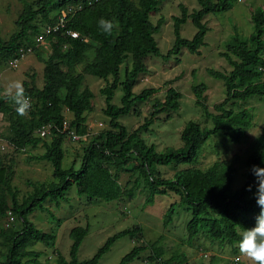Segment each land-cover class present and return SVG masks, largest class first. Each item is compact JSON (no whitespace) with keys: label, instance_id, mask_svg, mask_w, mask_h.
<instances>
[{"label":"trees","instance_id":"obj_1","mask_svg":"<svg viewBox=\"0 0 264 264\" xmlns=\"http://www.w3.org/2000/svg\"><path fill=\"white\" fill-rule=\"evenodd\" d=\"M20 1L22 10L15 31L7 39L0 34V69L18 57L20 49L31 47L33 54L43 60L44 83L37 88L23 82L17 93L0 97V114L7 124L4 139L17 151L41 144L44 152L34 158L51 164L53 180L46 184H32V192L18 203L10 185L11 166L3 162L0 153V246L4 250L0 253V264H46L40 260L41 253L30 248L37 243L52 245L55 235L37 229L28 216L36 210H45L43 203L47 200L64 201L72 185L79 196H85L90 202L93 199L111 202L122 196L131 198L133 189L143 184L149 193L146 205L152 204L156 195L175 196L180 207L190 212L191 218L185 227L189 239L202 233L211 240L233 247L251 243L252 240L242 233L255 230L264 223V187H259L264 171V128L245 154L244 182L238 189L232 187L239 171L234 164L236 157L231 161L215 162L205 170L188 168L176 171L171 179L162 178L158 167L192 164L212 136L225 131L240 138L251 127L252 116L248 109L235 111L225 106L231 101L244 103L252 96L264 97V9L250 10L252 33L242 38L235 31L226 50L221 53L231 70L228 73L207 70L210 77L222 81L224 101L213 105L211 112L205 104L206 86L198 84L192 88L195 103L211 121V127L202 128L196 122L188 121L180 133L181 147L157 152L153 144H146L141 134L150 131V126L159 119V113H166L168 117L169 113L179 109L180 92L168 88L163 101H155L149 117L130 132L118 122L120 116L131 113L136 102H145L158 91L146 88L137 95L132 92L138 76L147 71L146 59L151 56L167 61L182 50L199 55L207 33L204 18L227 12L234 0H195L198 8L191 13L184 5L178 4L180 14L172 18L173 44L165 54H161L154 38L163 21L159 19L156 24L151 21L164 0H92L90 6L69 16L64 29L47 35L45 47H36L35 44L41 29L54 25L63 9L76 7L82 0ZM188 19L196 30L190 39L180 34L181 26ZM68 31L76 32L78 38H71ZM43 49H49L45 59L38 53ZM126 59L130 62L121 79V65ZM85 75L106 82L99 92L105 99L103 114L109 119V129L83 141L85 145L77 170L73 167L63 169L62 143L67 134L61 129L65 111L72 116L67 132L72 131L79 138L88 135L86 114L91 111L93 94L82 87ZM118 87L123 94L120 105L115 106L111 99ZM13 100L17 103L11 105ZM47 125L50 126L49 142L37 134ZM127 167L132 175H136L134 188L128 190L118 180V174ZM174 205H170L164 214V226L173 218ZM9 213L13 221L6 227ZM14 221L20 224L18 230L11 225ZM87 233L88 226L71 229L68 259L55 251L56 264H97L116 240L127 235L140 237L141 229L135 227L117 232L107 238L90 259L79 261L77 252ZM160 239L148 244L151 251L145 258L147 263L189 264L183 254L163 259L157 248ZM145 249V246L134 247L118 264H128ZM254 259L257 264H264L260 252L254 254Z\"/></svg>","mask_w":264,"mask_h":264},{"label":"rangeland","instance_id":"obj_2","mask_svg":"<svg viewBox=\"0 0 264 264\" xmlns=\"http://www.w3.org/2000/svg\"><path fill=\"white\" fill-rule=\"evenodd\" d=\"M178 4L184 5L188 13L198 8L195 0H164L158 13L151 18L153 24H156L159 19L163 21L159 32L154 36L161 54H165L173 44L172 18L180 14ZM258 7L264 9V0H234L227 12L206 16L203 20L207 27L205 45L200 48L199 55L182 50L179 55L167 61L159 57H148L146 59L147 71L138 76L132 92L137 95L146 88H156L158 91L147 101L136 102L131 113L120 116L118 122L129 132L136 129L143 124L144 119L149 117L152 104L155 101L162 102L165 91L171 87L182 95L179 109L169 113L168 117L166 113L158 114L159 119L150 126V131L141 134L146 144H153L157 152H163L166 148L181 147L180 133L188 121H194L202 128H210L211 121L196 105L192 88L198 84L206 86L205 104L211 112H213V105L224 101L225 89L222 81L210 77L207 70L213 69L222 73H228L231 70L221 53L226 50L235 31L242 38H247L252 33L253 26L249 22V13L251 9ZM21 10L20 0H0V34L4 39L15 31V23ZM195 31L188 19L181 26L180 34L183 38L190 39ZM38 53L45 59L49 54V49L40 50ZM89 55L92 56L90 53ZM129 62L130 59H126L121 65V79L124 75V68ZM4 65L0 69V97L17 93L21 90L23 82L37 88L43 86L44 64L43 60H39L35 54L25 56L16 69L8 68V63ZM105 85L106 82L102 79L91 75L84 76L82 87L89 89L93 94L91 111L86 114L88 135L82 138L76 136L78 137L76 140L65 137L62 143L63 169L73 167L77 170L81 163L84 142L90 136L109 129V119L103 114L105 99L99 92ZM122 94V89L118 87L113 93L111 104L119 106ZM15 103H17L15 100L10 102L11 105ZM225 107L235 111L238 108L249 110L252 116L251 127L246 130L245 135L238 138L230 132L223 131L212 136L202 147L194 163L159 166L158 170L162 178L171 179L176 171L188 168L205 170L215 162L231 161L236 157L234 164L239 171L235 175L232 187L238 189L242 186L245 154L264 128V97L252 96L244 103L231 101ZM71 118V114L65 111L66 121L70 122ZM6 127L7 124L3 122L0 114V153L3 162L11 166L10 185L14 188L18 203H21L32 192V184H46L53 180L52 167L49 162L34 158L43 154L44 148L41 144L36 148L27 146L21 151L10 146L4 139L7 133ZM40 138L47 142L50 141L48 133ZM126 169L118 174V180L126 190L133 189L136 175H132L128 167ZM263 182L264 171L259 187H264ZM148 195L147 189H144L141 184L139 188L133 189L131 198L122 196L111 202L95 199L90 202L85 196H79L75 186L72 185L66 192L64 201L55 203V201L47 200L43 203L45 210H36L28 216L37 229L55 235L52 245L37 243L30 250L40 252L42 262L56 264L55 251L68 259L72 243L69 236L71 229L76 226L83 228L88 226V233L77 252V259L83 261L90 259L107 238L122 230L139 227L140 237L137 235L135 236L137 238H131L127 235L119 238L102 255L97 264H118L123 256L139 246H145L146 249L138 253L128 264H149L145 261L151 251L148 244L153 243L159 237L161 239L157 248L162 253L163 259L175 254H183L189 264L200 262L202 264L201 254L203 253L207 255L206 264H257L254 254L260 252L264 257V223H261L255 230L242 233L252 240L251 243L236 244L235 247L225 242L211 240L202 233L191 240L185 228L191 214L180 207L178 199L175 196L156 195L153 203L146 205L145 200ZM172 204H176L173 218L167 226H164V214ZM4 221L5 219L2 220V225ZM11 225L17 230L20 228L19 222L14 221ZM3 251L0 246V253ZM236 258L238 261H235Z\"/></svg>","mask_w":264,"mask_h":264},{"label":"built area","instance_id":"obj_3","mask_svg":"<svg viewBox=\"0 0 264 264\" xmlns=\"http://www.w3.org/2000/svg\"><path fill=\"white\" fill-rule=\"evenodd\" d=\"M97 1V0H94ZM93 3L92 0H82L80 2L79 5H77L76 7L74 6H67L65 9H63L59 15L56 18L55 24L52 26H45L42 30L41 35L37 36L35 38V44L36 47H45V37L53 32H58L62 29L65 28V25L67 24L68 20H69V16H71L76 10H81L83 9L85 6H90ZM67 34L71 37V38H78V34L74 31H68ZM32 49L31 47H27L25 49H20L19 51V55L16 58H13L11 60L8 61V67L10 69H16L19 65V62L27 55L32 54ZM28 100H25V103H27ZM49 128L50 126H43L42 128H40L37 133L39 135V137H44L48 132H49ZM62 132H66L67 136L69 138H73L74 140L78 139V137H76V135L72 132V131H68V122L66 121V119L62 122ZM13 221L12 216L9 213V218H8V222L5 225L6 227L9 226V223ZM202 257V262L203 264H206L205 259H207V255L206 254H201ZM235 260V259H234ZM235 261H238V258H236Z\"/></svg>","mask_w":264,"mask_h":264}]
</instances>
